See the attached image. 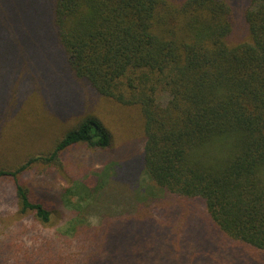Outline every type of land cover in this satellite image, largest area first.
<instances>
[{
  "label": "trees",
  "instance_id": "1",
  "mask_svg": "<svg viewBox=\"0 0 264 264\" xmlns=\"http://www.w3.org/2000/svg\"><path fill=\"white\" fill-rule=\"evenodd\" d=\"M0 70V264H264V0H0ZM68 74L142 133L129 202L63 162L112 141Z\"/></svg>",
  "mask_w": 264,
  "mask_h": 264
},
{
  "label": "rangeland",
  "instance_id": "2",
  "mask_svg": "<svg viewBox=\"0 0 264 264\" xmlns=\"http://www.w3.org/2000/svg\"><path fill=\"white\" fill-rule=\"evenodd\" d=\"M8 76L13 77L14 74L9 73ZM68 77L67 84L62 86L65 90L63 96L66 98V101L71 102L72 99L76 101L80 109L86 107L90 112L92 111L93 114L99 116L108 128L112 136V141L108 150L95 151L84 146L74 147L64 153L63 162L66 164L69 171L71 169L76 170L74 173L75 175L77 173V177L73 179L84 178L89 179V183H94V174L102 172L101 176H103V178L106 175L110 176V179L104 181V190H118L123 199L129 202L135 194L130 193V190L135 189L137 183H140L141 180V171L143 168L141 157L143 144L142 133L136 126H134L136 129L130 133L129 128L132 126L129 121L130 115L120 111L116 112L115 109L111 107L110 101L99 97L84 84L74 81L69 74ZM0 82H2L1 70ZM55 107L58 108V106ZM115 166V170H112ZM69 175L71 174L69 173ZM69 178H63L56 174L41 176L40 172L36 169L28 170L21 177L22 182L30 188L33 199L42 201L57 211V213L53 215L52 224L46 227L47 235H52V233L54 234L56 231L58 218L61 215L60 213H62L59 207L63 206V204L58 201L61 199L62 190L65 189V185ZM129 188L130 190H128ZM156 197L157 195H155L154 199H156ZM163 198L166 197L164 196ZM154 199L150 200L151 202L143 204H151L155 201ZM139 201L141 200H138V202ZM1 207H4V205L2 204ZM5 208H10L9 204L6 202ZM63 209H65V207ZM220 258L225 262L229 259L224 258L223 255Z\"/></svg>",
  "mask_w": 264,
  "mask_h": 264
}]
</instances>
